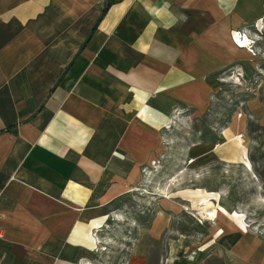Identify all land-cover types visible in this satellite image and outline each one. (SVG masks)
Returning a JSON list of instances; mask_svg holds the SVG:
<instances>
[{
  "label": "crops",
  "instance_id": "obj_1",
  "mask_svg": "<svg viewBox=\"0 0 264 264\" xmlns=\"http://www.w3.org/2000/svg\"><path fill=\"white\" fill-rule=\"evenodd\" d=\"M106 1L0 0V130L16 125L0 134V264H89L175 114L200 110L221 73L248 61L231 35L264 6L122 0L97 22ZM165 226L157 216L151 235ZM220 226L208 264L235 262L242 243L225 246L238 233Z\"/></svg>",
  "mask_w": 264,
  "mask_h": 264
},
{
  "label": "rangeland",
  "instance_id": "obj_2",
  "mask_svg": "<svg viewBox=\"0 0 264 264\" xmlns=\"http://www.w3.org/2000/svg\"><path fill=\"white\" fill-rule=\"evenodd\" d=\"M231 39L248 61L221 73L200 110L175 114L140 167L139 182L98 230L89 264H208L225 240L221 224L242 240L229 264L262 263L264 6L261 17ZM159 215L166 226L153 236L150 226Z\"/></svg>",
  "mask_w": 264,
  "mask_h": 264
},
{
  "label": "trees",
  "instance_id": "obj_3",
  "mask_svg": "<svg viewBox=\"0 0 264 264\" xmlns=\"http://www.w3.org/2000/svg\"><path fill=\"white\" fill-rule=\"evenodd\" d=\"M119 1H122V0H107L105 2V5L103 7V10L100 14V16L98 17V20L97 22L100 21V19L103 17V15L105 14V12L107 11V9H109L112 5L118 3ZM81 49L79 50V52L76 54V56L73 58V60L70 62V64L68 65V67L66 68L65 72L75 63L76 59L78 58V55L80 53ZM64 72V73H65ZM64 73L62 74L61 78L64 76ZM60 78V79H61ZM59 79V81H60ZM58 81V82H59ZM57 82V83H58ZM16 127V125H13V126H9L3 130H0V134L2 133H6V132H10L11 130H13L14 128ZM240 238V235L239 234H235V235H232V236H229L226 241H225V246L227 247H232Z\"/></svg>",
  "mask_w": 264,
  "mask_h": 264
},
{
  "label": "snow or ice",
  "instance_id": "obj_4",
  "mask_svg": "<svg viewBox=\"0 0 264 264\" xmlns=\"http://www.w3.org/2000/svg\"><path fill=\"white\" fill-rule=\"evenodd\" d=\"M237 41L239 42V37H238V34H237ZM244 43H245V44H247V43H248V41H247V40H245V41H244Z\"/></svg>",
  "mask_w": 264,
  "mask_h": 264
},
{
  "label": "bare ground",
  "instance_id": "obj_5",
  "mask_svg": "<svg viewBox=\"0 0 264 264\" xmlns=\"http://www.w3.org/2000/svg\"><path fill=\"white\" fill-rule=\"evenodd\" d=\"M238 37H239V36H238ZM233 39H234V38H233ZM244 39H245V38H244ZM239 43H241V44H242V42H239ZM227 214H228V213H227ZM91 244H92V243H91ZM94 244H95V243H94ZM92 245H93V244H92ZM92 245H91V246H92Z\"/></svg>",
  "mask_w": 264,
  "mask_h": 264
},
{
  "label": "built area",
  "instance_id": "obj_6",
  "mask_svg": "<svg viewBox=\"0 0 264 264\" xmlns=\"http://www.w3.org/2000/svg\"><path fill=\"white\" fill-rule=\"evenodd\" d=\"M2 236V231L0 230V237Z\"/></svg>",
  "mask_w": 264,
  "mask_h": 264
}]
</instances>
